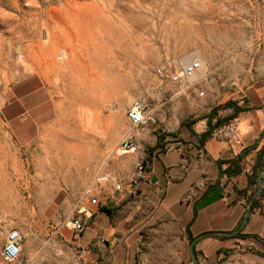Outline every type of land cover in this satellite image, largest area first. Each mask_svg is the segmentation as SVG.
Here are the masks:
<instances>
[{
	"label": "rangeland",
	"instance_id": "374dc122",
	"mask_svg": "<svg viewBox=\"0 0 264 264\" xmlns=\"http://www.w3.org/2000/svg\"><path fill=\"white\" fill-rule=\"evenodd\" d=\"M195 58L203 68L185 96L197 101L223 104L264 77V0H0V108L16 85L41 88L28 129L0 109V250L11 228L25 239L53 214L76 216L94 176L128 155L117 152L125 112L155 102L154 70Z\"/></svg>",
	"mask_w": 264,
	"mask_h": 264
},
{
	"label": "crops",
	"instance_id": "0c3cea01",
	"mask_svg": "<svg viewBox=\"0 0 264 264\" xmlns=\"http://www.w3.org/2000/svg\"><path fill=\"white\" fill-rule=\"evenodd\" d=\"M31 81V90L17 85L9 89V97L0 108L12 127H30L24 123L33 109L30 99L37 100L41 89L39 78ZM164 89L169 95L176 87L165 83ZM239 93L225 102L231 101L244 111L215 129L202 145L199 140L207 130L206 120L190 128H180V124L221 103L185 96L171 103L166 109L169 113L163 114L160 107L164 105L156 97L152 106L159 122L173 133L158 145L160 134H135V151L115 158L108 171L126 181L136 165L143 163L145 178L134 188L133 196L120 206L103 205L105 193L111 191L108 185L97 196L99 204L84 203L92 217L80 234L65 228L61 218L53 214L34 232L26 233L16 264H65L78 249L82 250L81 264H194L189 236L197 238L194 248L198 264H264V191L258 187L259 173L264 170V77ZM44 103L42 100L41 106ZM38 106L37 100L34 108ZM232 114L233 109H222L217 118ZM228 127L234 131L232 139L214 134ZM14 136L17 142L29 140ZM245 152L239 174L228 177L223 173L228 164L221 162ZM45 240L61 249V257L43 246Z\"/></svg>",
	"mask_w": 264,
	"mask_h": 264
},
{
	"label": "built area",
	"instance_id": "2783aa9c",
	"mask_svg": "<svg viewBox=\"0 0 264 264\" xmlns=\"http://www.w3.org/2000/svg\"><path fill=\"white\" fill-rule=\"evenodd\" d=\"M202 62L200 59L195 58L188 63L183 64L177 71H169L164 67H158L154 70L155 82L150 86V93L159 99L163 104L170 102L171 100L183 97L187 93L186 85L192 80L196 74L201 70ZM165 83H169L176 87V90L166 97V91L164 89ZM200 93L199 96H203ZM125 116L129 122V130L121 139L117 152L120 155L129 154L135 151V134L147 133V134H160L164 136L165 141L173 133L168 127L161 126L156 109L146 99H140L132 102L126 109ZM215 135H219L222 138L232 139L234 137V131L232 128L226 130H219L214 132ZM203 156V152H200ZM145 178V166L143 163L136 165L133 175L124 181H120L114 176L99 173L96 174L92 180L91 186L87 187L84 191V196L87 198V202L92 205L99 204L97 195L103 192L104 188L111 185V191L106 192L104 195L103 205L120 206L128 196H133L134 188L144 180ZM258 187L264 191V170L259 173ZM223 185L225 182L223 181ZM257 188V185L253 186V190ZM264 197V193H263ZM264 216V208L261 209ZM91 212L84 206L80 207L77 211V215L67 218L63 221V226L75 234H80L89 224L91 220ZM24 241V235L16 228H11L7 231L5 244L0 250V259L6 264L18 263L22 255V246ZM43 246L50 248L54 256L61 257V249L49 244L47 240L43 242ZM82 250L78 249L72 253L69 259L65 260V264H81ZM236 264H252L249 261H239Z\"/></svg>",
	"mask_w": 264,
	"mask_h": 264
},
{
	"label": "trees",
	"instance_id": "16d2710c",
	"mask_svg": "<svg viewBox=\"0 0 264 264\" xmlns=\"http://www.w3.org/2000/svg\"><path fill=\"white\" fill-rule=\"evenodd\" d=\"M226 108H231L233 109V114L229 116L228 118L225 119H220L217 118V114L219 110L226 109ZM244 111L242 107L237 106L231 101H227L223 104H219L213 108H211L208 112L201 113L197 116H191L187 119H185L181 124L180 128H190L193 124L200 120H206L207 123V130L201 134L199 144L202 145L203 141L207 138L210 137L211 134L215 129L223 125L225 122L228 123L232 119L236 118V116ZM215 119V122L213 123V120ZM164 136L159 135L157 138V145L159 144L160 140H163ZM248 152H245L244 154L238 155L236 158L228 160V161H223L221 164L226 163L228 164L223 173H225L228 177L235 176L239 174L242 171V168L240 166L241 159L247 155ZM254 207V203L252 204L251 208ZM235 236V235H234ZM193 238H190L189 236V244L192 241Z\"/></svg>",
	"mask_w": 264,
	"mask_h": 264
},
{
	"label": "bare ground",
	"instance_id": "6f19581e",
	"mask_svg": "<svg viewBox=\"0 0 264 264\" xmlns=\"http://www.w3.org/2000/svg\"><path fill=\"white\" fill-rule=\"evenodd\" d=\"M108 60V59H107ZM111 60V59H110ZM110 62V61H109ZM113 63V62H112ZM107 66H110V64H108ZM113 66H116L115 64ZM203 68V67H202ZM202 68L200 71H202ZM104 69V68H103ZM110 69V68H108ZM106 70V69H105ZM107 73V72H106ZM105 73V74H106ZM110 74V73H109ZM105 76H108V75H105ZM111 77V75H110ZM113 78V77H112ZM108 80V79H107ZM115 80V79H114ZM112 83V82H111ZM116 83V82H115ZM114 85V84H113ZM108 87V85L106 86ZM113 87V86H112ZM81 138V137H80ZM85 139V138H84ZM8 164H9V160L5 159V158H1L0 160V175H4L6 178L5 180H3L2 184L0 183V190H6V187H7V180H8V176H9V168H8ZM0 180H2L0 178ZM5 192V191H4Z\"/></svg>",
	"mask_w": 264,
	"mask_h": 264
},
{
	"label": "water",
	"instance_id": "95a60500",
	"mask_svg": "<svg viewBox=\"0 0 264 264\" xmlns=\"http://www.w3.org/2000/svg\"><path fill=\"white\" fill-rule=\"evenodd\" d=\"M250 211H251V208L249 207L246 214H245V217H244L245 221L247 220ZM196 241H197V238L192 239V241L190 242V246H189V251H190L191 258H192L194 264H198V261H197L196 255H195V248H194Z\"/></svg>",
	"mask_w": 264,
	"mask_h": 264
}]
</instances>
